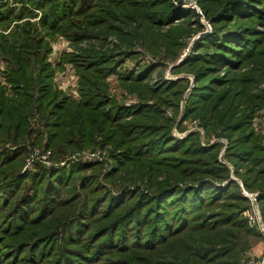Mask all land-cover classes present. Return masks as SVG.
<instances>
[{
  "label": "trees",
  "instance_id": "trees-1",
  "mask_svg": "<svg viewBox=\"0 0 264 264\" xmlns=\"http://www.w3.org/2000/svg\"><path fill=\"white\" fill-rule=\"evenodd\" d=\"M14 1L22 5L19 12L3 6L0 23L16 15L27 16L33 7L43 11L42 25L56 32L72 27L94 29L119 21V27H109L118 32L125 48H131L135 38L141 40L135 33L137 15L142 14L138 8H146L149 2ZM248 6L243 0H227L217 10L221 8L220 15L237 16ZM153 8L147 7L144 14L148 30H155L156 23L174 22L170 19L174 7L165 11L164 18ZM258 15L261 16L254 13ZM125 25L128 27L123 29ZM32 26L27 22L18 26L19 33L0 37V56L9 65L7 79L15 93L9 96L0 86V146L9 140L24 143L32 134L30 122L37 109L46 124L50 148L99 143L100 135L105 143L120 150L111 178L122 173L120 179L132 182L134 177L128 176L129 172L141 176L139 180L147 181L149 189H154L146 192L131 188L132 185H116L120 188L111 190L96 183L93 176L82 177L80 186L89 192L79 195L76 210L58 225V241L64 243L56 249L41 248V256L50 252L56 258L53 264H241L242 254L253 247L252 238H264L258 228L249 224L245 212L252 206L250 199L232 177L241 179L247 191H259L257 199L264 222V137L254 126L255 114L264 107V88L260 87L264 83V41L249 37L246 28L224 32L220 37L215 31L216 35H207L200 42V46L212 48L209 52L186 57L176 67L199 61L207 64L195 70L197 82L185 101L183 119L198 117L208 135L217 132L219 137L228 139L227 162L222 163L218 159L222 143L204 147L196 133L181 139L174 137L171 128L176 121L168 118L157 103L142 99L128 107L109 99L106 79L119 72L117 67L123 64L111 53L84 50L63 57V62L71 60L78 68L80 100L54 89V71L46 57L50 48L32 32ZM223 68L227 71L218 75ZM227 68L239 73L230 76ZM152 70L153 67L132 69L119 73V78L141 97L151 92L157 96L163 91L173 92L177 102L185 85L171 89L184 80L158 82L150 91L145 81ZM182 125L181 122L178 128ZM24 153V145L0 150V231L22 229L25 224L45 220L58 205L70 206V198L63 200L65 188L77 171L90 167L75 164L59 169L41 168L28 179L18 171ZM12 200V211L1 216ZM17 247L11 252L13 255L21 245ZM6 254L0 251V259ZM34 255L27 258L29 264H41ZM20 259L18 256L15 264Z\"/></svg>",
  "mask_w": 264,
  "mask_h": 264
},
{
  "label": "rangeland",
  "instance_id": "rangeland-1",
  "mask_svg": "<svg viewBox=\"0 0 264 264\" xmlns=\"http://www.w3.org/2000/svg\"><path fill=\"white\" fill-rule=\"evenodd\" d=\"M151 1L152 0H149V2H147L148 5L146 8L150 7V10H152L154 9L153 6H155V11L161 12L163 18L165 17V11H167L169 7H174L170 14V19L173 18L174 22L160 23L161 25L156 23L155 30H148L144 22L146 21V17L144 16L146 8H138L142 14L137 15L138 18L136 19L135 25L138 31L135 33L141 40L135 38L131 48H125L126 46H124L123 42L120 40L117 34L118 32L111 30L109 27L110 25L119 27V21H112L94 29L84 30L83 28V30H76V28L72 27L70 30H62V28H60L56 32L42 25L41 19L43 11L36 7H33L32 13L27 16L20 18L16 15V17H12L10 20L0 23V37L3 35H10L11 37L14 32L19 33V25L30 22L33 25L31 27L32 32L39 38L44 39L45 43L50 48L46 57L54 71L52 77L54 89L75 100L81 99L80 74L75 63L71 60H65L63 62V57L76 55L84 50H89L91 52L95 50L102 51L107 54L111 53L116 57V61L120 59L123 61V64L118 65L117 70L119 72L110 74L106 79L107 95L109 99L125 104L128 107L139 104L143 101L142 99L146 100L149 104L157 103V105L165 111L164 114L168 118L173 119L174 122L176 121V124L171 128L174 137L181 139L192 133H196L199 136L200 143L204 147H210L214 143L220 142L222 143V148L218 155V159L220 162L226 163L225 152L229 146L228 139L219 137L217 132H212L208 135L198 117L192 116L186 120L183 119L185 101L188 99L189 93L197 82L195 70L201 69L207 64L199 61L196 62V64H185L183 67H176L186 57L189 58L196 54L201 55L205 52H209L212 48L209 46L202 47L200 46V42L207 35H216L214 33L215 31L219 32V35L217 33L216 36L220 37L224 35V32L246 28L250 31L249 37H258V39L264 41V17L262 16L264 15V0H243L248 3L249 6L244 10L245 13L243 12L237 16H224L219 14L222 8L221 6L225 4L227 0H158L155 3H151ZM23 5L25 8L28 7L25 4ZM242 5L245 4L242 3ZM3 6L14 7L17 12H19L22 5L14 0H0V8ZM219 7H221L220 10H217ZM254 13H259L262 17L259 15L254 16ZM177 18L178 20H176ZM76 27H78V25ZM127 27L128 26L125 25L123 29ZM67 31L70 32L66 33ZM82 31L89 32L83 33ZM75 35L77 36L75 37ZM82 35H87V37L83 36L85 37L83 38ZM144 37H146L145 42H142ZM207 45L212 46L211 44ZM123 52L132 53L133 55L128 57L125 56ZM145 67H153L149 79L145 81L150 91L154 89L158 82L163 83L167 81H179L180 79L184 80V82H182L184 84H178L171 89L176 90L185 85V89L177 102L175 101V96L172 95L173 92L163 91L160 92L158 96L152 95V92H149V96L141 97L136 91L130 90L119 78V73H128L132 69ZM8 68L9 65L6 59L0 56V86L6 90L9 96H14L13 84L7 79ZM227 69L231 71L230 76L239 73L237 70ZM225 71H227L226 68H223L218 75L224 74ZM260 87L264 88V83L261 84ZM181 122L183 125L178 128ZM254 126L256 131L264 137V107L255 114ZM30 129L33 130L32 134L24 143H16L14 140H9L6 144L0 146V150L4 147L16 149L18 146H25V153L18 166L20 174H24L26 177L29 176V179L31 174L39 171L41 168L59 169L70 167L75 164H88L90 167L77 171L69 186L65 188L63 200L70 198L72 201L70 206H67V204L62 206L58 205L55 213L50 214L45 220L39 221L38 223L25 224L22 229L13 228L8 232L4 230L0 231V251L7 253L2 260L0 259V264H15L18 256L19 259L21 258V262L29 264L30 260L27 258H31L34 254H36V256L34 255L36 260L41 262V264L54 263L56 259L55 256L51 255L50 252H46L45 255L41 256V248L47 247L50 249V247H54V249H56L61 247L62 243H64L62 240L58 241V238L61 236V233L57 232V229H60L58 225L63 219H66L72 214L73 209L76 210L80 202L79 195L88 191L87 188H81L80 186L82 177L93 176L96 178L94 180L96 183H100L103 187H106V189L111 190L115 189L116 185L120 187L132 185L131 188L136 187L144 189L146 192L147 190H154L151 188L149 189L147 181L139 180L141 176L132 175L129 172L128 176L134 177L132 178V182H130V180L125 182L123 179H120L122 173L117 176L114 175L111 178L110 175L112 172L114 173L115 157L120 150L114 149L113 145L110 143H105L102 138H100V135L97 136L99 143H91L78 148H50L48 145L49 136L46 124L42 120L41 115L37 112V109L34 110V115L30 122ZM214 138L216 139L215 142L209 144V141ZM17 144L19 145L17 146ZM129 166L135 167L134 164H129ZM232 177L239 183L244 194V191L247 190L243 186L241 179L236 176ZM247 193H258L259 195V191H247ZM96 194L98 195V193ZM94 195L95 194L92 196ZM8 199L10 198L8 197L7 200ZM14 206L15 202L12 200L10 207L5 210V213L3 212L1 216L11 212ZM37 208L38 207L35 209ZM250 212H252V206L245 212V216L248 217L249 222ZM31 215L34 218L36 214L33 212ZM32 217L31 219H33ZM14 220L13 218L11 221L15 225ZM249 224L252 227L258 228L251 222ZM56 232L57 235L59 233L58 236ZM260 242L264 243V238L257 240L252 238L253 247L242 254L241 264H245L248 257H254L257 260L263 259L264 252L258 255L259 252L257 251V246ZM18 244H20L21 247L19 251L13 255L11 252L18 250ZM20 261L18 262L19 264H21Z\"/></svg>",
  "mask_w": 264,
  "mask_h": 264
},
{
  "label": "built area",
  "instance_id": "built-area-1",
  "mask_svg": "<svg viewBox=\"0 0 264 264\" xmlns=\"http://www.w3.org/2000/svg\"><path fill=\"white\" fill-rule=\"evenodd\" d=\"M215 138L209 141V144L215 142ZM208 144V143H206ZM245 196H247L252 203V212L249 213L250 222L256 225L263 233H264V223L262 221V217L260 214L259 206H258V193H247L244 191ZM245 264H264V257L261 260H257L254 257H248L245 261Z\"/></svg>",
  "mask_w": 264,
  "mask_h": 264
},
{
  "label": "crops",
  "instance_id": "crops-1",
  "mask_svg": "<svg viewBox=\"0 0 264 264\" xmlns=\"http://www.w3.org/2000/svg\"><path fill=\"white\" fill-rule=\"evenodd\" d=\"M257 248H258L257 251L259 252L258 255L259 254L261 255L264 252V243L263 242H260L258 244Z\"/></svg>",
  "mask_w": 264,
  "mask_h": 264
}]
</instances>
